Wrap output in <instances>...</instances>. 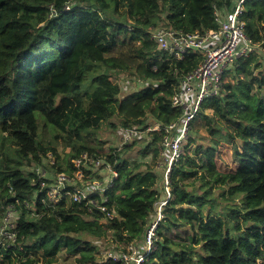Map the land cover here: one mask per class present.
I'll return each mask as SVG.
<instances>
[{
  "label": "trees",
  "instance_id": "16d2710c",
  "mask_svg": "<svg viewBox=\"0 0 264 264\" xmlns=\"http://www.w3.org/2000/svg\"><path fill=\"white\" fill-rule=\"evenodd\" d=\"M242 6L255 48L233 62L222 91L203 100L160 185L166 128L105 153L89 142L105 121L140 102L156 103L163 126L177 119L182 109L171 97L204 52L173 57L152 30L162 21L184 32L216 29V11L234 10L236 0H0V221L9 204L19 212L16 238L0 244V264H51L61 251L77 264H116L106 251L142 241L161 202L146 264H264V0ZM129 70L145 85L123 96L116 78ZM199 119L214 135L207 143L195 136ZM140 122L125 117L122 125ZM47 128L50 144L42 141ZM56 142L69 148L64 156ZM49 151L56 176L74 175L73 160L85 151L109 163L114 178L80 166L83 181L113 179L108 200L63 193L52 202L41 182L53 180L27 171ZM130 151L150 159L130 160Z\"/></svg>",
  "mask_w": 264,
  "mask_h": 264
},
{
  "label": "built area",
  "instance_id": "2783aa9c",
  "mask_svg": "<svg viewBox=\"0 0 264 264\" xmlns=\"http://www.w3.org/2000/svg\"><path fill=\"white\" fill-rule=\"evenodd\" d=\"M243 1L236 0L234 10H226L225 13L219 10L216 11L217 21L219 23L216 29H210L204 32H184L168 27H158L152 30V37L157 42L158 47L170 51L173 57L183 58L184 54L189 50H202L204 52L203 61L182 77L178 88L171 97L173 105L181 107V115L172 122L166 123L164 126L157 124L149 127V130L167 129L162 139V145L165 149L171 147L173 149V155L167 161L166 183L168 182V172L172 160L179 154V142L186 136V129L190 128V121L199 112L203 100L207 97L218 95L223 89L226 80L225 74L233 62L241 57L247 56L255 48L254 43L247 38L244 31V21L239 16L243 7ZM71 4L70 2L67 3L66 8H70ZM133 128L127 127L124 129L126 135L122 136L120 145L130 142L137 137V130ZM175 128H182V135L176 141H172L169 139L170 132ZM73 162L78 166L75 174L79 176L61 172L57 175V181L53 183L59 189L53 188L50 186L52 184H48L45 180L41 182V185L46 187L45 190L50 200L57 202L61 197V193H64L71 200H77L79 202L86 199L87 202L96 204L99 200L94 197V194H98L103 198L102 201H107L108 196L105 193L108 190V186L113 182L112 178L118 175L117 171L109 163L104 165L100 158L90 155L87 151L83 152L80 157L75 158ZM82 164L88 168L93 166L94 169H103L104 172L111 173L110 177L112 178L109 180L94 178L93 180L83 181L85 179V173L80 167ZM36 171L39 176H42L40 174L41 170L38 167ZM77 178L80 180H77ZM71 180L76 183L70 184L69 182ZM81 181L83 186L78 185ZM51 187L55 190L56 194L52 190H49ZM162 204L163 202L160 203L157 219L150 224L142 241L129 243L126 250L109 249L106 251L107 260L110 263L146 264L148 255L156 247L155 240L157 236L155 229L161 217L160 210ZM98 206L102 210H107L105 204H98ZM17 213L19 215L18 209L13 204H9L6 207L4 217L0 221V224L3 222L0 225V244L5 243V239L14 240L16 238L17 230L15 228V219L18 218V215L14 220L11 218ZM114 214V211L108 212L110 217Z\"/></svg>",
  "mask_w": 264,
  "mask_h": 264
},
{
  "label": "rangeland",
  "instance_id": "374dc122",
  "mask_svg": "<svg viewBox=\"0 0 264 264\" xmlns=\"http://www.w3.org/2000/svg\"><path fill=\"white\" fill-rule=\"evenodd\" d=\"M162 25H160L159 27H163L165 26V22L162 21L161 22ZM158 28V27H156ZM156 28H151V30H155ZM231 68V67H230ZM131 70L124 72L121 74V76L117 77L116 80L117 82L120 83L121 87H122V95L125 96L127 95V93L132 92L134 90H137L139 88H141V85H145L144 83L141 84L140 81L138 79H135L133 75H131ZM225 79H231L230 75H227L225 77ZM149 83V81L147 82V84ZM210 112V109L208 110ZM211 113V112H210ZM131 118V119H141L142 122H140L139 124L134 123L133 127L136 128L137 130V137L136 139H140L142 137H145V142H147L149 135V127H153L154 125L157 124H161L163 123V120L161 118V116L156 114V103L153 102H140L138 104L135 105H129L123 112L116 114L113 118H112V122L110 121H105L102 126L100 127V129H98L97 131H95V135L94 138H91L90 142L97 151L101 152V153H105V152H109L110 150H112L114 147L118 146L119 144H121V138L122 136H125L126 133L124 131V128L122 123H123V118ZM201 120H198V124L197 126H199V131L197 133H195L197 139L199 141H203L204 143H207V141L209 140V134L207 133L206 129H204L205 127L201 126ZM52 125L50 124V127ZM133 128V129H134ZM182 128H175L172 129L170 132V140L172 141H176L181 135H182ZM190 130V128L186 129V132H188ZM52 129L51 128H47L45 129V131L42 134V141L45 144H50L51 141H53L52 138ZM214 135H211L210 137H212ZM220 139H223L222 137ZM55 145H57V150L58 153L62 156H64L65 152L69 150V148H66V150H63V146L61 144V142H56ZM162 156H163V160L160 161L158 170H159V174H160V180L159 182L161 183L160 185H162V182L164 181V177H166L165 174H167V166L164 165L165 162H167L170 157L173 155V149L171 147H169L168 149H165L162 147ZM53 151H49V153L45 154L43 156V163L41 165L38 166L40 171V174L44 177H48V179L53 180L52 182H49L48 184H52L50 186H52L53 188H58L59 187L56 184H53L55 181H57V176L55 174V172L53 173L52 171V163H54L55 157L53 155ZM126 156L130 159V160H134V159H145V160H149L150 156L147 157H142L140 155H138L135 151H130L126 154ZM62 159H60L61 161ZM167 164V163H166ZM37 168V167H36ZM35 165L34 166H30L29 168H27V171L36 169ZM100 168V167H99ZM54 169L57 170V167H55ZM38 171V170H37ZM101 174L105 173L103 171V169H100L99 171ZM60 174V173H59ZM75 174V173H73ZM77 175V174H75ZM79 176V175H77ZM77 180H80L77 178ZM70 184H75L76 182L71 180L69 182ZM69 185V184H66ZM49 189L52 190L55 193L54 189ZM62 195V193H61ZM60 195V196H61ZM59 197V195H58ZM32 211L35 209V207H31ZM8 213V212H7ZM36 214V213H34ZM18 213L15 214L14 216H12V220H14L17 217ZM3 222L0 224L2 225ZM109 237H113V235L111 233H109L108 235ZM101 248H100V252H99V262H105V251L108 249L107 245L101 241ZM113 246H115V243H113ZM42 262V261H40ZM51 264H77L74 256L67 254L65 251H61L57 254L56 260H54Z\"/></svg>",
  "mask_w": 264,
  "mask_h": 264
}]
</instances>
